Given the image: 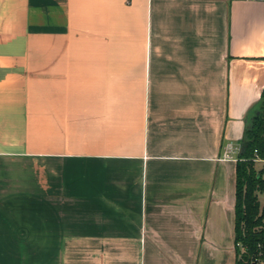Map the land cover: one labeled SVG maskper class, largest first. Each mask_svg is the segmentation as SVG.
<instances>
[{"label":"crops","instance_id":"crops-1","mask_svg":"<svg viewBox=\"0 0 264 264\" xmlns=\"http://www.w3.org/2000/svg\"><path fill=\"white\" fill-rule=\"evenodd\" d=\"M264 0H0V264H235Z\"/></svg>","mask_w":264,"mask_h":264},{"label":"trees","instance_id":"trees-1","mask_svg":"<svg viewBox=\"0 0 264 264\" xmlns=\"http://www.w3.org/2000/svg\"><path fill=\"white\" fill-rule=\"evenodd\" d=\"M235 165L234 251L235 264H264V165L255 171V160L264 162V88L246 120Z\"/></svg>","mask_w":264,"mask_h":264},{"label":"built area","instance_id":"built-area-1","mask_svg":"<svg viewBox=\"0 0 264 264\" xmlns=\"http://www.w3.org/2000/svg\"><path fill=\"white\" fill-rule=\"evenodd\" d=\"M239 148V146L228 144L221 155V159L227 161H236V156L239 152Z\"/></svg>","mask_w":264,"mask_h":264},{"label":"rangeland","instance_id":"rangeland-1","mask_svg":"<svg viewBox=\"0 0 264 264\" xmlns=\"http://www.w3.org/2000/svg\"><path fill=\"white\" fill-rule=\"evenodd\" d=\"M263 165H264V162L256 159L255 160V166H254L255 171H257V172L260 171L261 168L263 167ZM258 201H259L260 206L263 207L264 206V196L258 195Z\"/></svg>","mask_w":264,"mask_h":264}]
</instances>
